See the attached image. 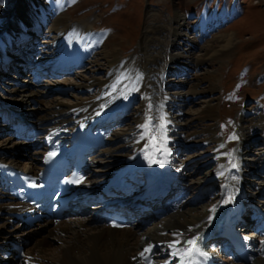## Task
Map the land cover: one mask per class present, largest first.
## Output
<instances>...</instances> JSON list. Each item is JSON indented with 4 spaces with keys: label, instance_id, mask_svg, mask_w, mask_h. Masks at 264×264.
I'll return each mask as SVG.
<instances>
[{
    "label": "rangeland",
    "instance_id": "374dc122",
    "mask_svg": "<svg viewBox=\"0 0 264 264\" xmlns=\"http://www.w3.org/2000/svg\"><path fill=\"white\" fill-rule=\"evenodd\" d=\"M19 2L20 0H0V14L2 11L8 10L12 15L15 13V18H18L15 6ZM55 2L61 4V10L70 20L69 23L85 20L86 29L92 30L97 35V37L94 36V41L91 38L90 41L88 40V43L91 42L88 46L94 55L92 56L91 53L92 58H84L81 62L76 63L71 71L60 69L59 71H63L60 78L54 77L53 79L59 80L61 84L64 83V87L60 86V88L67 91L55 89L54 86L58 88L61 84L57 86L55 81H53L54 83L49 82L53 84L52 90H49L50 93L45 94L43 102H40V96H35L37 102L33 105L24 99L30 86L32 88V84L27 81L30 78L29 71L23 67L22 62H16L23 74L19 75V73L7 70V67L5 72L12 75L11 77L14 78L12 80L6 78L7 76H4L3 72L0 73V106L8 107L14 112L22 113L21 111H23L27 122H32L41 113L40 107L45 106V101L49 98L53 97L58 101H64L65 105H72L78 100V97H96L100 86L97 83L82 90H75L72 86L77 85L80 81L91 84L95 79L105 80L108 77V63L102 53L106 48L117 49L119 52L118 61L127 63L124 68L130 66L126 69L129 73L127 80L131 82L124 83L123 87L128 88V92L133 91L130 95L133 97L128 99L126 105H123L125 106L123 109L118 111L122 107L119 106L116 111L110 114L111 117L115 112L119 113L116 121L109 122V125L112 124L109 130L110 138L98 151L100 158L98 165L106 164L105 168H108L110 164L116 166L124 162V156L131 155L130 151L132 152L134 146L133 140L127 139L129 137L127 131L130 128L141 130L145 121V100L141 88L145 89L147 83L143 82L146 75H144L145 69L142 61L144 54L142 52L147 48L154 50L159 47L161 56L157 60L160 71L158 75L161 74L159 80L161 79V88L165 90V92L162 91L163 94L165 96L173 95L174 89L181 91L177 94L180 97L174 99L176 104L173 101V106L170 108L168 105L164 113L167 111L170 114L169 116L166 113L165 119L168 122H171L173 118L172 121L177 123L178 128L173 132L180 133L179 139L184 144L181 147L183 149L172 153V157L177 158L176 163L185 166L183 184L186 185L185 190H188L189 193L188 200L180 202L183 210L200 205L212 208L216 205V199L221 202V199L227 196L230 185L224 183V186L228 188L223 186L222 189V180L220 179H210L209 185L204 188L206 190L204 196H201L202 198L199 200L194 197L200 190L199 186L203 185L207 178L212 177L214 173L224 174L225 170L243 178L242 181L245 182L241 185L240 190L244 192L247 202L258 205L264 202V161H261L264 160V129L256 124L257 119L264 116V0H55ZM176 14H179L183 19L179 23L187 26L182 30V32L184 31L181 36L183 40H176L172 36L177 27L174 22ZM193 15L199 17L197 22L193 20ZM29 16L32 17L30 14ZM51 17L44 20L43 26L34 33V38L31 39L32 44L29 43L22 48L25 55L29 54L31 49L36 48L39 51L30 55V61L33 63L40 61L47 52H51L55 47L52 46L55 40L54 33L48 31L53 22ZM1 18L4 17L1 16ZM20 20L24 21V19ZM20 20L16 22V25L20 23ZM148 21L155 22V26L160 23L166 28L160 32L159 42H149V47L145 46L146 49L141 50L144 44L145 25L149 23ZM195 23L200 29V34L196 37L192 34L196 30ZM28 27L32 30L37 29L28 25L24 27V30ZM224 33L234 35L231 50L224 60L211 59L200 64L194 61L195 57L200 56L199 53L204 45L210 43L216 35ZM187 37L190 40H187ZM151 46L156 47L152 48ZM28 48L30 49L28 50ZM19 50L18 47V52ZM15 51L9 52V56L16 53ZM180 53L188 54L191 58L179 57L177 54ZM64 58L59 57L61 60ZM44 66L48 68L47 64ZM2 68L0 67V70L4 69ZM206 71L217 72L216 89L213 92L204 91L202 94H197L198 92L195 94L194 87L199 78H203ZM48 78H50L49 74L46 79L48 80ZM204 86L207 85L202 82L198 88ZM12 88L17 90L10 91ZM38 90H42L40 86ZM167 93L169 94L167 95ZM210 100L216 105L215 117L212 120L205 114L206 101ZM229 122L231 125L228 124ZM212 127H216L217 130L214 131ZM241 128L247 135L244 143L240 145ZM168 132L166 131L164 134L165 138L169 139L170 136H174L172 134L169 136ZM5 135L8 134L0 132V151L5 149L4 151L11 152L20 164L28 158L26 146L31 142L15 144L11 147L5 146L1 143ZM175 139L177 140V138ZM217 140L224 147L225 154L223 156H218ZM179 143L180 146L181 142ZM237 145L240 146L242 161L235 158V154L239 152ZM177 148L172 146L169 152ZM114 154L115 156L111 158V155ZM167 159L170 162L169 153ZM96 160L99 161V159ZM245 163L247 166H242ZM243 169H246L248 173L245 171L247 174H243ZM239 170L241 171L239 172ZM100 173L104 177L109 171ZM198 182H200L199 185ZM192 194L194 195L189 199ZM220 194L223 197L219 199ZM229 194L232 196L231 193ZM239 194L242 196L240 192ZM3 216L0 214V217ZM225 218L222 214V217L217 219L213 226L220 224ZM149 225H143L141 229H147ZM14 226L15 224L11 221L4 228L10 233L8 237L14 231ZM36 227L37 230L41 228L40 226ZM0 230L2 231V228ZM31 233L32 231H28V234ZM23 241L29 242L27 238ZM255 257L252 262L255 261ZM235 263L238 264V262Z\"/></svg>",
    "mask_w": 264,
    "mask_h": 264
},
{
    "label": "bare ground",
    "instance_id": "6f19581e",
    "mask_svg": "<svg viewBox=\"0 0 264 264\" xmlns=\"http://www.w3.org/2000/svg\"><path fill=\"white\" fill-rule=\"evenodd\" d=\"M15 7L16 16L18 18H15V13L12 15L8 10H4L0 14V66L4 65L5 68L8 67L7 70L14 71L20 75L22 70L16 62H22V64L24 62V65H26L27 56H30V54L25 55L22 48L27 44L29 45V43L30 45L32 44L31 39L34 38V33L38 32L43 26V21L51 16L53 22L50 24L48 31L54 33L55 40L52 46L54 45L55 47L50 53H47V57L43 60L48 59L52 60V62L64 65L65 67H71L76 62L81 61V59L92 58L90 56L91 53L92 56L94 55L93 51L88 46L89 43L91 44V42L88 43V40L90 38L93 40L97 35L94 34L92 30L86 29L85 20H83V22L71 21V23H69L70 20H68L65 13L62 12L60 3L55 2V0H20ZM29 14L32 17H30ZM1 16L4 18H1ZM20 19H24V21ZM18 20H20V23L16 25ZM180 20L183 19H181L179 14H176L174 22L177 24V27L172 34L176 40H183L181 36H183L184 31L182 32V30L187 27L179 23ZM39 21L40 23H38ZM28 25H32L33 28L35 27L37 29L32 30L28 27L24 30V27ZM155 25L153 21L145 25L144 44L141 50H145V46L149 47V42L160 41V32L166 27L160 25V23H158L157 26ZM188 38L189 37L186 39L190 40ZM233 41L234 35L232 33L216 35L210 43L203 46L199 53L200 56L195 57L194 61L200 64L211 59H217L218 61L224 60L231 50ZM7 45H9V47H6ZM18 47L20 48L19 52ZM151 47L154 48L156 46ZM29 49L30 48H28V50ZM12 50H16V53H12V56H9V52H12ZM118 53V50L115 48H106L102 53L103 58L108 63V77L105 80L95 79L91 84L80 81L77 85L72 86L75 90H82L88 89L92 84L97 83L100 86L96 97H78V100L72 105H65L63 104L65 103L64 101H58L53 97L45 101V106L40 107L41 113L33 119L31 125V127L35 126L36 129L40 127V129L43 130V134L41 133L43 139L38 140L40 142L37 143V146L32 143H27L26 150L28 151V158L20 163L22 168L31 169V167H38L41 155L46 150L47 146L50 143L68 138L84 121V124L99 121L97 126V129L100 130L99 139H104L102 135L104 130L102 123L104 119L102 117L106 114L105 116L109 118L110 114L116 111L119 106H122L120 109H123L125 107L123 105H126L128 99L132 97L130 95L133 92H128V88L125 89V86L123 87L124 83L128 84L131 82L127 80L129 73L126 69L130 66L124 68V66H127V63L125 61H118ZM13 54L15 55L14 57ZM142 54H144L142 61L144 62L145 69L144 75H146L144 76L143 82H146L147 86L145 89L141 88V90L145 100L144 113L147 121L144 122L145 124H142L141 130L138 131L130 128V130L127 131V135L129 136L127 139H132L134 146L132 152L130 151L131 155L124 156V162L116 166L110 164L108 168H105L106 164L101 166L98 165L99 161L94 159V157L90 159V163L92 162L91 167L96 164V167L98 165V169L96 168L97 170L93 169L94 171H90V178L88 177L84 183L82 194L89 198H94L99 194H103L112 185V191L115 192V195H118L125 187L131 186L135 179L139 177H149L155 171L170 172L171 175H173V173L176 175V172L170 167L171 161L168 162L167 155L170 147L174 146L177 148L180 143L175 138H165L164 134L166 131H170V129H172L173 132L178 128V125L176 122L172 121L173 119L171 122L165 119L168 113H164V109L166 105L172 106L175 103V97H180V95L177 96V94L181 91L174 89L173 95L165 96L163 94L162 91L165 92V90L161 88V79L159 80L161 74L158 75L160 71L157 60L161 56L159 47L154 50L147 48ZM177 55L179 57L185 56V58H191L188 54L180 53ZM60 56L65 57L64 60L59 59ZM5 71L6 70H2L3 75L13 80L14 78L11 77L12 75L6 74ZM52 73H54V71H52ZM216 76V71H206L202 76L203 78H199L197 81L194 90L192 89L194 93L196 94L198 92L197 94H202L204 91L213 92L216 89ZM41 77L42 75L37 73L34 79L29 78L27 80L32 84V88L30 86L28 92L25 93L26 97L24 99L31 102V105L37 102L35 96H40V102H43L45 94H49V90H52L53 84L49 82L35 85L36 81H40ZM55 82L57 86L59 83L61 84V82ZM202 82L207 86L198 88L199 84ZM39 86L42 90H38ZM60 86L64 87V83L59 85L58 88H56V86L54 87L63 90L64 88H60ZM15 90L17 89H10V91ZM168 94L169 93H167V95ZM21 112L22 113H20V111L14 112L8 107L0 106V132L8 134L1 140V143L5 146L11 147L15 144L24 143L12 137V132L11 134L7 133L3 123V120L8 121L9 128H11L10 126L15 128L13 129L15 134L28 131V129L24 131L21 130V124L28 123L27 117L23 114L24 112ZM215 112L216 105L212 100L206 101V116L212 120L215 117ZM116 113L117 112L113 115H116ZM2 116L3 120H1ZM96 117H99V119L96 120ZM256 124L264 128V116L257 119ZM18 129H20V131H18ZM212 129L214 131L217 130L216 127H212ZM240 132L241 144L244 143L247 134L245 135L243 128L240 129ZM25 135L26 134H24V136ZM216 143L218 147H216V149H218V156H223V147L218 140ZM4 150L5 149L0 151V160L18 163L11 152H6ZM239 150L240 149H237V151ZM111 156V158H113L115 154ZM235 158L239 159V161L243 160L242 156H240V151L235 154ZM183 165L180 169L182 173L185 167ZM242 166H247V163ZM99 171H109V173L103 177V174ZM240 171L241 170H239V172ZM245 171L247 170H242L243 174L248 173V171L247 173H245ZM91 177H94L98 182L96 184L92 183ZM220 178L226 185L230 186L229 188L227 187V196L223 197L222 194H220L218 196L219 199L223 198L221 202L217 200L214 207L209 208L200 205L183 210L182 204H180L181 201H179L177 197H171V199L162 202V204H166L168 210H166L165 214L162 215L160 219L157 220L154 218L150 220V225L148 224L149 226L147 229L144 228L142 230L138 222L134 224L131 223L128 227L123 228H111L103 222H100L99 212L102 209L101 207H103L105 203L112 201L115 197H118L108 195L105 200L100 201V203L94 206V210L87 211L83 209V207H75V214H66L57 222H54L52 219H45L35 222L32 226L25 227L29 229H25L22 225L19 226V223H15L13 227L14 231L11 232L12 234L10 237H8L10 233L4 228L10 224L12 216L9 214V211H11L16 204L8 200V195L0 189V214L4 215L0 217V229L2 228V231L0 230V264H141V261L148 257L155 249H159L160 252L162 249H168V255L161 258H153V264H168L169 262H171V264H188L187 255L190 248L192 249L193 247V244H189L188 242L197 240L199 234L208 230L206 229L208 225L213 226L216 220L222 217V214L224 218L230 212L239 211L244 207V203L247 205V202L243 200L239 191L233 193L232 196L229 194L231 191L239 188L243 178L237 174L232 175V173L226 170L224 174L214 173L212 177L207 178L205 183L199 186L200 190L194 199L198 200L204 195V188L209 185V181ZM197 184L199 185L200 182ZM224 188H226V186H224ZM184 191L187 190L181 189V192ZM138 195V201L140 202L146 197L145 189H142ZM229 200H232L230 205L228 202ZM119 204L118 201L114 202L116 206ZM148 204L149 202L146 203V206ZM173 205H175V208ZM162 206L161 208L164 209L165 205ZM126 208H129L131 212H136L135 207L130 206ZM261 211L264 216V210ZM259 213L258 211L256 215L257 218L261 215ZM218 225H216L214 230L217 229ZM36 226H40V230H37ZM257 228L260 230V233L264 232L263 226H258ZM28 231H32V233L28 234ZM26 238L29 242L23 241ZM5 239H13L14 241L24 244L23 253H28L29 255L21 261ZM253 242L254 241L251 240L248 241L249 246L252 248L256 246L255 244L252 245ZM261 243L262 245L264 244V238L261 239ZM262 245L260 248L256 249L255 261L251 262L252 264H264V255L261 250ZM145 249H150V251L145 252ZM141 253H144V255L141 256ZM161 253L164 255L166 250ZM200 253H202L200 264H220L214 261L218 259L213 256V254H208L204 251H200ZM205 253L207 255H204Z\"/></svg>",
    "mask_w": 264,
    "mask_h": 264
},
{
    "label": "snow or ice",
    "instance_id": "6c2138e0",
    "mask_svg": "<svg viewBox=\"0 0 264 264\" xmlns=\"http://www.w3.org/2000/svg\"><path fill=\"white\" fill-rule=\"evenodd\" d=\"M232 138L234 139L235 137H232ZM49 155H54V153H50ZM81 179H83V178H81ZM77 182H79V181H77ZM188 243L189 244H194L195 241H189ZM148 251H150V249H145V252H148ZM140 255L143 256L144 253H141ZM204 255H207V254L205 253Z\"/></svg>",
    "mask_w": 264,
    "mask_h": 264
}]
</instances>
